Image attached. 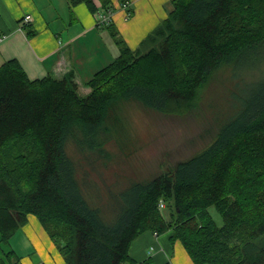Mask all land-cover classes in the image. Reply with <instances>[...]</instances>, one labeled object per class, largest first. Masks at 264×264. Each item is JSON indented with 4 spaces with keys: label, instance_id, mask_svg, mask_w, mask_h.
Listing matches in <instances>:
<instances>
[{
    "label": "trees",
    "instance_id": "trees-1",
    "mask_svg": "<svg viewBox=\"0 0 264 264\" xmlns=\"http://www.w3.org/2000/svg\"><path fill=\"white\" fill-rule=\"evenodd\" d=\"M68 1L93 13L113 9L111 0ZM171 2L135 49L107 24L120 52L85 83L87 94L72 71L31 79L16 58L0 65V242L34 214L66 264H152L130 254L148 231L180 240L195 264H264V0ZM233 63L253 66L259 83L206 147L132 182L112 199V214L90 203L68 143L107 160V144L128 137L126 103L196 111L213 76Z\"/></svg>",
    "mask_w": 264,
    "mask_h": 264
},
{
    "label": "crops",
    "instance_id": "crops-1",
    "mask_svg": "<svg viewBox=\"0 0 264 264\" xmlns=\"http://www.w3.org/2000/svg\"><path fill=\"white\" fill-rule=\"evenodd\" d=\"M127 1L130 16L122 0H111L110 23L135 49L167 17L173 4L171 0ZM95 2L100 5L99 0ZM83 4L71 6L68 0H0V65L16 58L31 79L47 75L62 78L72 71L80 92L89 93L91 88L85 83L110 64L120 49L107 24H98V12H91ZM58 7L66 9L67 19L59 14ZM27 15L29 20H25ZM31 30L33 34H29ZM3 245L2 264H66L34 214H29L27 223ZM130 254L137 261L151 257L152 264H195L183 243L173 242L170 233L141 234L132 243Z\"/></svg>",
    "mask_w": 264,
    "mask_h": 264
},
{
    "label": "rangeland",
    "instance_id": "rangeland-1",
    "mask_svg": "<svg viewBox=\"0 0 264 264\" xmlns=\"http://www.w3.org/2000/svg\"><path fill=\"white\" fill-rule=\"evenodd\" d=\"M57 9L68 18L64 7ZM252 69L253 66L237 67L234 63L221 68L205 89L199 109L187 114L166 115L136 101L126 103L128 137L123 146L117 141L107 144L111 152L107 160L98 159L93 153L82 154L75 143H68L66 150L75 162L76 178L85 197L94 206H108L104 209L112 214V199L132 182L150 180L169 165L206 147L221 121L241 107V97L250 95L259 83L260 76ZM210 211L218 225H222L218 210L212 207ZM3 247L6 245L0 242V250Z\"/></svg>",
    "mask_w": 264,
    "mask_h": 264
},
{
    "label": "built area",
    "instance_id": "built-area-1",
    "mask_svg": "<svg viewBox=\"0 0 264 264\" xmlns=\"http://www.w3.org/2000/svg\"><path fill=\"white\" fill-rule=\"evenodd\" d=\"M122 6L125 8V9H127L128 7H129V3L128 2H126L125 4H122ZM112 13H113V10H109V11H101V12H98V24L99 25H104V24H108V23H110V21H111V15H112ZM29 15H27L26 17H25V20H29ZM164 206V204L162 203L161 204V207H163Z\"/></svg>",
    "mask_w": 264,
    "mask_h": 264
}]
</instances>
